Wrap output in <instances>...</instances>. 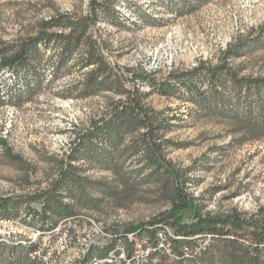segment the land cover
Masks as SVG:
<instances>
[{
	"label": "rangeland",
	"instance_id": "1",
	"mask_svg": "<svg viewBox=\"0 0 264 264\" xmlns=\"http://www.w3.org/2000/svg\"><path fill=\"white\" fill-rule=\"evenodd\" d=\"M89 1L0 0V42L12 43L30 35L43 20L59 14H86ZM109 1L125 25L104 21L95 35L110 46L103 54L116 73L126 75L128 88L134 87L132 77L142 72L161 80L170 71H188L200 61L215 64L229 45L264 31V0H187L185 9L169 6L170 0ZM231 63L242 69V75L264 76V45ZM52 74L53 70L47 71L43 88L32 98L14 101L19 105H0V201L8 198L19 203L10 217H0L3 248L25 246L49 232V228L43 231L41 219L34 214L45 208V200L34 198L48 191L63 169L72 168L77 178L86 179L83 188L72 193L66 189L61 197L85 224L80 230L83 235H91L96 225L102 231L96 246L116 241L115 259L109 264H148L151 256L153 264H173L176 258L167 237L173 233L168 226L158 225L156 241L147 233H127L173 209L169 192L151 176L143 155L131 157V152L120 150L115 159L119 163L110 168L99 159V154L111 152L107 147L99 146L91 155L78 150V139L90 120L106 117L109 99L118 97L104 93L87 99L63 98V91L81 74L56 82ZM5 83H15L12 74H0V89ZM135 84L149 94L147 102L156 111L171 119L166 139L172 145L166 154L177 169L187 171L188 192L198 204L212 212L237 208L256 213L264 207L263 141L240 145L223 122L213 117L190 118L187 112L197 111L193 105L153 92L147 79ZM2 141L23 163L8 158ZM190 215L186 212V220ZM65 218L53 219L51 225ZM0 260V264H11L6 255Z\"/></svg>",
	"mask_w": 264,
	"mask_h": 264
},
{
	"label": "trees",
	"instance_id": "2",
	"mask_svg": "<svg viewBox=\"0 0 264 264\" xmlns=\"http://www.w3.org/2000/svg\"><path fill=\"white\" fill-rule=\"evenodd\" d=\"M168 4L176 9L189 5L187 0H170ZM104 21L122 27L126 20L119 17L113 2L90 0L86 14H59L43 20L30 35L12 43L0 42V74H12L15 80L0 89V105L6 102L19 105L15 102L32 98L43 88L48 70H53L52 82L81 74L78 81L63 91V98L87 99L104 93L115 94L118 98L109 99L106 117L90 120L78 139V150L83 148L85 154L91 155L97 147H107L111 152L99 154V159L110 168L119 163L115 159L120 150L131 152V157L143 155L151 176L164 185L173 206L160 218L132 227L127 233H147L156 241L158 225L168 226L173 233L172 238L167 234L176 258L173 264H264V207L256 213L237 208L212 212L198 204L197 198L188 192L187 171L177 169L166 154L172 145L166 139L172 130L171 119L156 111L147 102L149 94H144L135 84L147 79L153 92L193 105L197 111L187 112L190 118L213 117L223 122L240 145L264 142V76L242 75V69L231 63L252 48L264 45V31L256 38L229 45L215 64L200 61L188 71H170L161 80L142 72L132 77L134 87L128 88L126 75L116 73L103 54L110 46L95 35L96 27ZM183 118L180 116V120ZM1 143L7 147L5 141ZM5 154L12 162L23 163L8 147ZM85 180L77 178L72 168L63 169L50 189L34 198L45 200V208L34 211L41 219L43 231L54 224L53 219L75 216L74 207L65 204L60 193L83 188ZM18 205L11 199H2L0 217H10ZM188 211L191 215L186 220ZM207 239L206 245L200 244ZM115 243L113 240L106 246L93 247L88 259L107 257L115 249ZM3 247L0 243V259L6 255L11 264H39L31 257L35 244ZM152 260L153 256L148 264H153Z\"/></svg>",
	"mask_w": 264,
	"mask_h": 264
},
{
	"label": "built area",
	"instance_id": "3",
	"mask_svg": "<svg viewBox=\"0 0 264 264\" xmlns=\"http://www.w3.org/2000/svg\"><path fill=\"white\" fill-rule=\"evenodd\" d=\"M83 225L85 226L80 217H70L69 221H65L63 223L60 232L52 233L51 236H44V246L40 252L50 256V264H56L58 253L60 251H65L67 245H70V241H72V235L81 236V249L79 252L75 253L71 260V264H79V257L83 250L89 247V242L100 241L99 235L102 233V231L99 229V227H97V225L96 229L92 230L91 235H83V230L80 232L81 228H83ZM37 236H40V232H38L36 237ZM120 250H123V248Z\"/></svg>",
	"mask_w": 264,
	"mask_h": 264
},
{
	"label": "bare ground",
	"instance_id": "4",
	"mask_svg": "<svg viewBox=\"0 0 264 264\" xmlns=\"http://www.w3.org/2000/svg\"><path fill=\"white\" fill-rule=\"evenodd\" d=\"M70 218H65L61 220L56 225L49 226V232H45L42 235L51 236L52 233H58L62 229L63 223L65 221H69ZM40 240H34L30 242V244H35L36 249L31 254V257L36 260L39 264H50V256L43 254L40 252L42 247L44 246V236H41ZM96 246V241L89 242V247L84 249L82 254L79 257V264H109L113 263L115 256L114 250L109 253V256L105 259H97L96 257L92 259H88L90 250ZM81 249V237L79 235H72V241H70V245H67L65 251H60L57 256L56 264H71V260L74 257L76 252H79ZM123 251V250H122ZM116 252V251H115ZM119 253V252H118ZM95 260V262H94Z\"/></svg>",
	"mask_w": 264,
	"mask_h": 264
}]
</instances>
